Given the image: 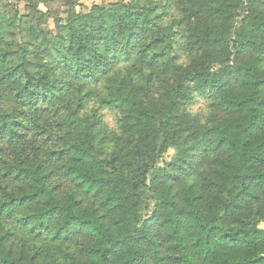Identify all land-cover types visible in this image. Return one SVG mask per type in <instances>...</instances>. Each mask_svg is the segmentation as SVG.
I'll return each mask as SVG.
<instances>
[{"label": "trees", "instance_id": "obj_1", "mask_svg": "<svg viewBox=\"0 0 264 264\" xmlns=\"http://www.w3.org/2000/svg\"><path fill=\"white\" fill-rule=\"evenodd\" d=\"M9 12L0 264H264V0Z\"/></svg>", "mask_w": 264, "mask_h": 264}, {"label": "rangeland", "instance_id": "obj_2", "mask_svg": "<svg viewBox=\"0 0 264 264\" xmlns=\"http://www.w3.org/2000/svg\"><path fill=\"white\" fill-rule=\"evenodd\" d=\"M33 1L36 2L37 0H0V9L3 6H8L11 17L14 15L22 17V29L29 25L34 28L39 27L45 30L51 38H55L58 32L65 29L70 16L82 14L85 9L89 10L93 6L113 4L117 0H43L42 3L37 5L36 11L29 5ZM150 16L155 17L156 14H150ZM20 38L25 39L24 31L22 33L17 31L16 40L19 41ZM51 54L52 52L49 51L48 56ZM201 103L198 105L202 106ZM103 123L105 127L110 129L114 127V120L109 114L104 116ZM173 153V150H169L165 160L167 161ZM260 228L264 230V224H261Z\"/></svg>", "mask_w": 264, "mask_h": 264}]
</instances>
